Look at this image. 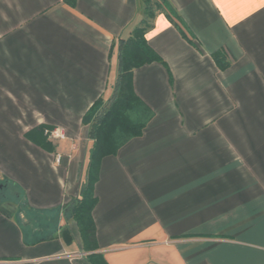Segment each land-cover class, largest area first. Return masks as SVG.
<instances>
[{
  "label": "crops",
  "instance_id": "obj_1",
  "mask_svg": "<svg viewBox=\"0 0 264 264\" xmlns=\"http://www.w3.org/2000/svg\"><path fill=\"white\" fill-rule=\"evenodd\" d=\"M168 1L192 42L157 15L166 66L134 72L153 116L96 171L88 250L71 215L94 173L82 117L146 4L0 0V181L24 197L0 202V264H264V0Z\"/></svg>",
  "mask_w": 264,
  "mask_h": 264
},
{
  "label": "trees",
  "instance_id": "obj_2",
  "mask_svg": "<svg viewBox=\"0 0 264 264\" xmlns=\"http://www.w3.org/2000/svg\"><path fill=\"white\" fill-rule=\"evenodd\" d=\"M145 18L137 25L127 38H122L118 46V77L113 85L111 97L104 101L98 99L83 116L82 122L89 128L93 139L91 164L93 175L86 185L85 195L78 204L72 207L71 215L77 221L88 250L97 249L96 226L92 212L97 204L94 186L97 181V170L103 158L116 155L128 141L142 135L152 112L135 93L134 72L151 63L166 66L162 57L150 46L147 34L154 26L158 14H165L184 38L192 42L185 31L182 18L168 0H144ZM217 66L226 70L229 62L220 50L212 54ZM42 135L44 129H40ZM46 144H50L45 136ZM1 183V182H0ZM8 188V183H1ZM3 191V190H2Z\"/></svg>",
  "mask_w": 264,
  "mask_h": 264
},
{
  "label": "rangeland",
  "instance_id": "obj_3",
  "mask_svg": "<svg viewBox=\"0 0 264 264\" xmlns=\"http://www.w3.org/2000/svg\"><path fill=\"white\" fill-rule=\"evenodd\" d=\"M82 119H83V117H82ZM58 127H60V126H58ZM63 128L65 129V132H66V127L63 126ZM88 130H89V128H88ZM66 136H67V132H66ZM1 183H3V182H1ZM17 194H18V196L20 198H17ZM7 199L15 200L16 202L21 203V204L24 201V197H23L22 191L18 190L16 187H13V188L10 187L9 188V186H8V188H4L3 191L0 190V202L3 201V200L6 201Z\"/></svg>",
  "mask_w": 264,
  "mask_h": 264
},
{
  "label": "built area",
  "instance_id": "obj_4",
  "mask_svg": "<svg viewBox=\"0 0 264 264\" xmlns=\"http://www.w3.org/2000/svg\"><path fill=\"white\" fill-rule=\"evenodd\" d=\"M45 136L49 140H60V139H65L66 138V132L65 129L62 127H54L51 129H46L45 131ZM62 160V155L57 154L56 156V161L60 163Z\"/></svg>",
  "mask_w": 264,
  "mask_h": 264
},
{
  "label": "flooded vegetation",
  "instance_id": "obj_5",
  "mask_svg": "<svg viewBox=\"0 0 264 264\" xmlns=\"http://www.w3.org/2000/svg\"><path fill=\"white\" fill-rule=\"evenodd\" d=\"M0 189H4V185L0 183Z\"/></svg>",
  "mask_w": 264,
  "mask_h": 264
}]
</instances>
